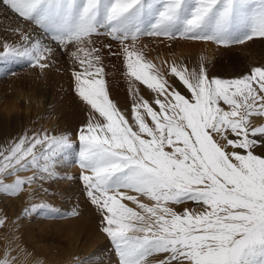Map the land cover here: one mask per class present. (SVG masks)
<instances>
[{"label":"snow or ice","instance_id":"obj_1","mask_svg":"<svg viewBox=\"0 0 264 264\" xmlns=\"http://www.w3.org/2000/svg\"><path fill=\"white\" fill-rule=\"evenodd\" d=\"M0 10L33 26L12 28L18 38L0 41V59L43 73L66 54L89 111L75 141L43 130L0 147V192L53 177L78 147L79 179L118 264L153 256L162 258L152 264H264V153L256 152L264 122L254 123L264 119V65L220 78L201 57L198 67L173 61L165 71L135 47L140 36L218 46L264 39V0H0ZM101 36L119 42L130 111L110 98L102 50L115 53L96 46ZM5 257L0 264H10Z\"/></svg>","mask_w":264,"mask_h":264},{"label":"rangeland","instance_id":"obj_2","mask_svg":"<svg viewBox=\"0 0 264 264\" xmlns=\"http://www.w3.org/2000/svg\"><path fill=\"white\" fill-rule=\"evenodd\" d=\"M8 14L12 15L7 11L0 10V41L7 40L9 43H12L17 40L18 34H12L11 32V29L16 27L15 25L10 26L5 23ZM15 18L19 20V18ZM19 21H21L20 26L27 27L28 29L33 27L25 23L22 19ZM6 33L10 34L8 35ZM127 43L131 45L133 42L129 40ZM101 44H110L111 53H115V55H112L108 49L102 50L103 65L105 67L110 98L122 110L130 111L132 98L128 92V79L123 64V57L120 54L119 42L101 36L96 38V46ZM207 45L212 46L211 57H207L206 53H204V47ZM135 47L142 51L148 60L153 61L157 67L165 71L167 70V65L173 61L183 62L189 68L198 67L201 57L205 58L204 63L208 75L220 78H232L247 71L252 66L264 65V39L262 38H255L253 41L247 42L244 45L218 46L212 43L180 40L172 42L162 37L140 36L135 42ZM72 69L73 63L70 58L66 54H60L59 52L55 57V62L52 63L51 67L44 70L43 73H41L39 68L30 66L24 60L15 58L0 59V112H4V115L0 114V147L9 144L10 134L17 126L12 117L5 115L12 107L8 99V96L12 95L18 100L19 107L23 108L18 122L20 124L23 123L24 134L27 133L30 135L33 131L48 130L55 134L68 133L73 141L76 140L77 131L82 124L87 122L89 111L74 92V82L71 75ZM168 78L170 80L172 79L171 77ZM138 86L142 94L148 97L150 93L146 87L143 85ZM262 122H264V119H254L255 124ZM77 152L78 147L69 150L59 159L60 161L66 159L73 166H71L73 170L72 172L70 171L71 173L69 172V175H67V171V173L63 172V180L65 183L66 181L72 182L71 185H74L72 187L75 192V198H78L79 201L78 199L77 201L75 199L71 200L73 203L66 201L68 205L65 208L64 203L60 205L46 199L44 201L37 199L32 202L30 197L27 199L24 198L17 205L18 218L20 220L21 213L19 209L24 203L28 206L23 210L30 209L31 205L44 204L46 205L45 207H37L34 211L30 210L26 216L24 215L23 220L26 219L31 224H33L32 222L35 218H39L44 223L60 222L68 219L82 221L81 212L79 211V213L78 210H83L82 212L89 211L97 218L95 227H99L98 225L101 224V221L99 223L98 219H101V217L99 218L98 215L101 214L96 206L90 203V200L85 195L83 183L79 179L81 169L77 163ZM256 152L257 154L264 153V147H258ZM34 171V169H29L28 171L17 173V175L26 177L32 175ZM15 178V176H6L4 181L5 183H11ZM49 179L43 181L37 180L34 184L32 183V186L41 187L42 192L40 193L43 197L47 196V191L51 187L47 182ZM32 186L31 184L23 185L21 190L15 195L0 192V220L3 221L0 224V235L4 237V240L0 244V259H5V252H7V259L10 261V264H61L60 257L65 255L66 245L60 248L59 246L54 247L52 243L43 242V238H40L41 245L36 246L32 242L35 234L34 230L27 232L21 240L17 233L18 228L3 229L11 223L13 218L12 206L10 204L12 199H15L22 193L26 195ZM63 189L67 188L64 187ZM23 190L26 191L23 192ZM66 193L68 195V191ZM66 193L64 191L62 195H66ZM141 199L143 201L147 200H144L145 198L143 197ZM127 203L130 207H135L131 202ZM186 206L194 207L195 205L189 203L187 205H175L174 207L177 211H181ZM137 210L139 211V209ZM98 229L101 230L100 227ZM11 230H13L12 234ZM18 242L23 243L25 248L24 252H21L19 247H15V244ZM100 242L106 243L108 247L99 251L98 255L89 258L88 262L82 260V262H75L74 264H118V257L115 254L114 247L105 234ZM58 244L61 245V243ZM86 255V253L83 254L84 257ZM88 257L91 256L89 255ZM153 257L149 258V264H152L157 258H162V256ZM151 258L153 259L151 260ZM52 261L53 263H51Z\"/></svg>","mask_w":264,"mask_h":264},{"label":"bare ground","instance_id":"obj_3","mask_svg":"<svg viewBox=\"0 0 264 264\" xmlns=\"http://www.w3.org/2000/svg\"><path fill=\"white\" fill-rule=\"evenodd\" d=\"M19 20H17L14 17V15L8 14V16L5 20V23L10 25V26L11 25L17 26V25L21 24V21H19ZM23 28L25 30L30 29V28L28 29L27 27H23ZM6 34L9 35L10 33H6ZM211 47H212L211 45H207L206 47H204L205 48L204 53H206L207 57H211ZM179 52H181V51H179ZM177 54H178V52H177ZM181 54L183 55V53H181ZM260 64H262V63L260 62ZM8 99L11 102L12 107L10 108V110H8L7 114H5V115L12 117L17 124L15 129H13V131L10 134V139H9L8 143H11L17 137L24 134L23 123L20 124L18 122L19 121V115L22 114L23 108L19 107L20 104L18 103V100L16 99V97H14V95L8 96ZM0 114L4 115V112H0ZM70 163L71 162L68 160L66 161V159L63 161L62 160L60 161V159L58 160V162L56 164V174L47 181L48 184H50L51 187L50 186L49 187L51 189L50 188L48 189L46 197H43V195H41V193H40V192H42L41 187L32 186V184H31L32 187L29 188L26 195H24L22 193L18 197H16L15 199H12L10 204L12 206L13 218H12L11 223L3 228L4 230L18 228L17 233H18V236L21 240L24 238V236L26 235L27 232H29L30 230H34L35 234H34V239L32 240V242L36 246L41 245V239L40 238H43V242L52 243L54 245V247L59 246V248H60L61 246L66 245V247L64 246L66 248L65 249V255L63 257H60L61 264H68V263L74 264L75 262H82V260L85 262H88L89 258H92L94 255H98L99 251H102L103 249L108 247L106 243L100 242L104 238V233L100 229H98L99 227L101 228V226H100L101 224L98 225L99 227H95L97 218L92 213H90L89 211H85V213H84V212H82L83 210H78V212L79 211L81 212V213L80 212L79 213L83 219L82 221H78V219H76V220L75 219H68L66 221L62 220L60 222L44 223V221L40 220L39 218L38 219L35 218V220L32 222L33 224H31V223H28V220L27 221H26V219L23 220L24 215L26 216L29 213V211L26 213L25 210H23L28 205L26 203H24L19 209V212L21 213V220L18 218L19 215H18V211H17V205L22 199H24V198L27 199L28 197H30L32 202H34V200H37V199H39V200L41 199L42 201H44V199H46L49 201L51 200L54 203L60 204V205L64 203L65 208L67 207L66 205H68L67 202H70L71 200H74V199H75V201H77L78 198L77 199L75 198V192H74L73 187H72L74 185L73 184L71 185V183H72L71 181L70 182L66 181V183H65L63 180V176H64L63 172L67 171L68 172L67 175H69L73 170L71 168L72 165H70ZM64 187L67 189H63ZM58 189H60V191H58ZM66 190L68 191V195L66 193L67 192ZM25 191L26 190H23V192H25ZM64 191H65L67 196L62 195V193H64ZM144 200H146V199H144ZM78 201H79V199H78ZM125 202L127 203V201H125ZM144 202L150 203V201H148V200H146ZM86 208L89 209L88 207H86ZM74 210H76V209H74ZM98 217L100 218L101 215H98ZM40 218H42V217H40ZM79 220H81V219H79ZM98 220L100 223L101 219H98ZM90 222H91V225H90ZM12 233H13V230H11V234ZM0 236H1V240H0V244H1L2 241L4 240V237H3V235H0ZM58 243H61V245ZM15 247H19V250L21 252L25 251V248H24L22 242L16 243ZM84 253L87 254L85 257L83 256ZM89 255L91 257H88ZM153 258H151V260ZM51 263H53V261Z\"/></svg>","mask_w":264,"mask_h":264}]
</instances>
